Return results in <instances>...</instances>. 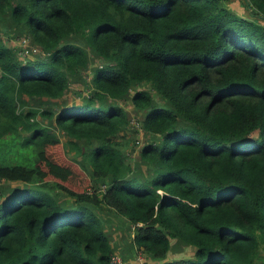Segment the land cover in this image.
<instances>
[{"label":"trees","instance_id":"1","mask_svg":"<svg viewBox=\"0 0 264 264\" xmlns=\"http://www.w3.org/2000/svg\"><path fill=\"white\" fill-rule=\"evenodd\" d=\"M110 225L261 264L264 0H0V264H113Z\"/></svg>","mask_w":264,"mask_h":264},{"label":"rangeland","instance_id":"2","mask_svg":"<svg viewBox=\"0 0 264 264\" xmlns=\"http://www.w3.org/2000/svg\"><path fill=\"white\" fill-rule=\"evenodd\" d=\"M241 10H243V6L240 8ZM10 34H12V31H9ZM6 38L7 36L4 35ZM20 39L17 38H13V39H7V41L12 44L15 45L16 48H20L22 45H25L28 40H24V41H19ZM27 41V42H26ZM24 55V54H23ZM77 87V86H75ZM78 101L81 100V97L73 92L70 96V99L68 100V102H72V101ZM125 107L128 109L129 112V116L132 120V125L130 124L129 128H128V133H127V137L130 140L131 144H135L138 145V150L134 151L133 156H131L132 158L137 157L139 150H141L142 145H144V143H146L147 141L151 140V137L148 136L143 129H141L139 122L137 121L140 117L141 114L137 111V109L134 107V105L132 104V102L130 100L126 101L124 103ZM138 128V129H137ZM61 137L63 138L64 141H67L68 137L64 136L63 134H61ZM52 154L56 155L58 157H61L63 160H68L67 155L64 151V148L62 146V144L57 145L55 148L52 149ZM110 215V214H109ZM112 218V215H110ZM109 231L112 232L113 235V240L118 241L120 243V246L123 250H125V254H119L120 256L124 257V264H139L138 261H136V256L137 254L139 255V253L137 252V250L135 251H131V246H129V242L131 240V229L126 227V226H120L119 228H115V225L112 226L110 225V229ZM172 244H173V248L172 250L169 252V258H178V257H187V256H191L194 254L195 252V247L191 246V245H184L182 243H178L176 239H172ZM122 253V252H121ZM127 255V256H125ZM144 255H142V259H143ZM146 258V257H145ZM139 259V257H138ZM141 259V257H140ZM147 259V258H146ZM146 264H148V262H145ZM157 261H151V264H156ZM264 264V259H261V264Z\"/></svg>","mask_w":264,"mask_h":264},{"label":"built area","instance_id":"3","mask_svg":"<svg viewBox=\"0 0 264 264\" xmlns=\"http://www.w3.org/2000/svg\"><path fill=\"white\" fill-rule=\"evenodd\" d=\"M140 257H141V259H140ZM144 257H143V259H142V254H141V256H139V264H145L144 263ZM112 263L113 264H124V259H123V257L122 256H120L119 254H115L114 256H113V261H112Z\"/></svg>","mask_w":264,"mask_h":264}]
</instances>
